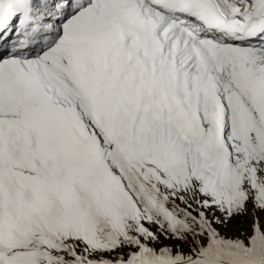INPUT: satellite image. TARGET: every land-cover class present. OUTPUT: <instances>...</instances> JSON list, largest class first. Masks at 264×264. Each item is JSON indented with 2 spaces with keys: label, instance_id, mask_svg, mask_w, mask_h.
I'll return each instance as SVG.
<instances>
[{
  "label": "snow or ice",
  "instance_id": "obj_1",
  "mask_svg": "<svg viewBox=\"0 0 264 264\" xmlns=\"http://www.w3.org/2000/svg\"><path fill=\"white\" fill-rule=\"evenodd\" d=\"M0 264H264V0H0Z\"/></svg>",
  "mask_w": 264,
  "mask_h": 264
}]
</instances>
